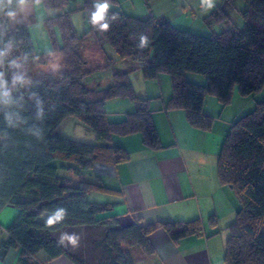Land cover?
I'll return each mask as SVG.
<instances>
[{
  "label": "trees",
  "instance_id": "1",
  "mask_svg": "<svg viewBox=\"0 0 264 264\" xmlns=\"http://www.w3.org/2000/svg\"><path fill=\"white\" fill-rule=\"evenodd\" d=\"M71 1H81L87 24L81 33L72 22ZM231 1L211 10L204 22L227 24ZM242 1L246 9L241 28L231 26L202 36L175 29L166 18L151 13L140 18L107 9L103 20H94L96 6L104 0H0V51L5 53L0 73L10 93L0 98V211L5 206L16 210L6 228L8 237L0 243V262L10 249L20 248V264H31L28 260L39 252L49 259L66 256L74 264H134L132 249L146 258L154 255L148 236L158 227L175 242L200 234L199 221L120 226L113 212L116 204L88 200L91 193L117 194L98 177L84 179L94 164L128 160L127 152L112 144L114 137L139 134L150 150L161 149V143L151 117V99L135 94L128 72H113L107 87L86 83L99 67L88 66L82 45L91 36L99 47L105 41L122 60L131 59L145 80L168 74L171 96L165 108L183 110L190 126L208 131L213 118L203 112L207 96L225 108L235 89L241 97L264 89V0ZM34 4L58 12L45 20V26L49 31L57 27L61 40L37 55L28 26L9 24L18 8ZM103 59L108 67L110 59ZM190 73L203 76L205 82L188 81ZM15 74L23 75V84L13 83ZM115 99L129 100L136 108L112 121L104 106ZM67 118L84 125L95 142L57 136L56 128ZM54 161L71 165L57 167ZM216 170L220 185L230 189L238 203L235 218L225 229L224 263L264 264V102L231 123ZM60 209L63 218L49 224ZM209 222L217 225L215 217ZM63 234L78 238L75 249L69 241L57 239Z\"/></svg>",
  "mask_w": 264,
  "mask_h": 264
},
{
  "label": "crops",
  "instance_id": "2",
  "mask_svg": "<svg viewBox=\"0 0 264 264\" xmlns=\"http://www.w3.org/2000/svg\"><path fill=\"white\" fill-rule=\"evenodd\" d=\"M149 13L157 16L151 10ZM33 14L34 5L18 8L9 19L10 27L25 24L24 18H31ZM94 47L98 54L101 53L102 58L106 56L105 49L99 47L96 41L92 48ZM87 62L89 63L88 60ZM132 64L135 65L134 62ZM138 96L151 99V117L161 149L146 148L139 134L114 137L112 144L123 148L128 154V160L117 165L94 164L92 170L84 174V179L93 181L98 177L105 187L117 191L116 195H106L105 201L98 199L99 201L94 202L116 204L113 212L118 214L120 226L133 223L145 226L200 222V234L190 235L176 242L171 240L163 228L158 227L148 236L154 255L146 258L136 249H132L134 264H225V244L228 238L225 229L234 220L238 203L234 193L220 185L216 161L222 141L234 120L223 121L219 115L220 129L215 134L216 119L204 111L206 98L203 112L213 118V126L208 131L190 126L183 110L165 108V103L171 96V87L166 94L158 91ZM113 101L116 100L107 103H114ZM125 101L127 100L121 102V110H105L109 119L121 120L126 113L135 110L136 105L133 102ZM215 103L216 107L220 106L217 101ZM221 109L224 110L222 107ZM75 121L72 118L65 119L56 128L55 134L71 138L68 134L75 132ZM71 126V131L67 133ZM88 135V142L94 143V135ZM61 174L65 176V172ZM15 215L16 210L12 206H5L0 211V243L7 239L6 228ZM211 217L216 218L217 225L210 224ZM177 230L178 228L174 231ZM66 236L69 235L63 234L60 239L62 243L68 241L63 239ZM75 238L76 243L71 244L74 249L78 245V238ZM19 256L20 248L10 249L0 264H20ZM28 262L74 264L66 256L49 259L44 252H39Z\"/></svg>",
  "mask_w": 264,
  "mask_h": 264
},
{
  "label": "rangeland",
  "instance_id": "3",
  "mask_svg": "<svg viewBox=\"0 0 264 264\" xmlns=\"http://www.w3.org/2000/svg\"><path fill=\"white\" fill-rule=\"evenodd\" d=\"M228 0H211V7L208 5V0H152L148 4H145L144 0H114L113 3L109 4L108 9L116 10L123 12L126 15L141 17L142 15L149 14V11L156 13V17H165L170 23L171 26L175 29L184 30L193 34L210 36L213 33H219L222 29L230 28L235 26L241 28L243 26V19L241 13L246 9V6L242 0H233L228 3L227 13L229 17V22L227 24H212L208 26L204 20L209 15V12L217 6H222ZM71 7H75V12L72 15V22L76 30L81 33L82 30L87 29V24L84 19L83 12L80 10L81 1L74 2L71 1ZM149 8V9H148ZM151 8V9H150ZM56 11H47L42 4H34V14L31 18L26 19L25 24L28 26L30 38L34 51L37 54H42L49 51L55 43L61 44L60 36L57 27H53L51 31L45 26V20L57 15ZM95 38L91 36L89 40L83 43V55L86 60L89 61L88 66L91 69L96 68L98 65L99 69L96 70L91 78L86 80V83L95 85L96 87H107L112 83V73L117 72H128L130 82L133 86L135 94L138 96L146 95V93H158V91L163 94L168 93L170 90V77L168 74L159 75L156 80H145L142 76V73L139 70H136V65L132 64L131 59L122 60L116 52L110 48L105 41H100L101 46L105 49L106 57L110 59V64L108 67L106 59H103L96 52L94 46ZM55 67V66H54ZM106 67V68H104ZM188 81H193L196 84H203L205 81L203 76L196 74H187ZM94 87V86H93ZM113 101L114 103L105 102V110H121L123 109L122 103L123 100ZM129 103L130 101H125ZM215 98L212 96H207L205 99L204 111L210 113L213 118L216 119L215 131L218 133L220 129V122L218 121V116L221 115V119L226 121L236 120L242 115H245L251 112L258 102H264V89L260 92L253 94L249 97H241L237 90H234L232 95L231 103L221 109L220 106L216 107ZM131 103V102H130ZM110 104V105H109ZM110 120H112L110 118ZM77 123L75 132L69 133L73 126L70 127V130L67 132L70 135L71 139L75 141L88 142L89 135L88 129L81 123ZM53 164L57 167L61 165L70 166L69 163H63L59 161H54ZM73 179V177H70ZM89 201H105L107 198L106 195L91 193L87 196ZM99 199V200H98ZM62 236H59L57 239L61 241Z\"/></svg>",
  "mask_w": 264,
  "mask_h": 264
},
{
  "label": "clouds",
  "instance_id": "4",
  "mask_svg": "<svg viewBox=\"0 0 264 264\" xmlns=\"http://www.w3.org/2000/svg\"><path fill=\"white\" fill-rule=\"evenodd\" d=\"M208 5L209 7H211V0H208ZM97 11L95 13H93V19L95 20L97 17H99L101 20H103L104 15L109 7V4L107 2V0H104L103 3H99L97 4ZM102 27H104L105 29L107 28V25H101ZM146 42V39L144 37L141 38V46H143ZM5 55L4 52L0 51V63L3 62L2 58ZM13 66L18 67V65H15V62H13ZM13 83L14 84H23L24 83V77L23 75H19V74H15L13 76ZM7 87H8V82L4 79V74L0 73V98H4V97H9L10 93L7 91ZM64 210L60 209L59 211H57L55 213L54 219L53 218H49L48 223L51 224L55 221H59L63 218L64 216ZM63 239H67L70 243L75 244L76 243V238L74 236H66Z\"/></svg>",
  "mask_w": 264,
  "mask_h": 264
}]
</instances>
